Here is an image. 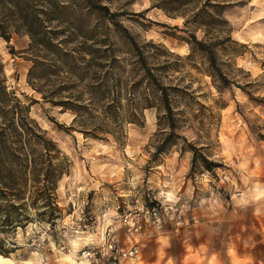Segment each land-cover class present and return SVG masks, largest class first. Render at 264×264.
<instances>
[{"label": "rangeland", "instance_id": "rangeland-1", "mask_svg": "<svg viewBox=\"0 0 264 264\" xmlns=\"http://www.w3.org/2000/svg\"><path fill=\"white\" fill-rule=\"evenodd\" d=\"M28 1L67 6L57 10L50 25L58 30L69 24L82 34L96 22L85 18L81 0ZM97 1L118 14L117 21L138 43L158 46L151 52L180 68L165 81L182 89L172 95L178 134L187 143L179 139L157 153L169 130L155 110L145 112L143 127L126 126L120 145L69 130L74 116L59 107L33 105L31 117L71 163L57 191L63 215L54 227L36 222L6 228L0 238L16 252L0 255L2 264H110L109 246L137 249L138 257L123 264H264V0H213L231 4L224 13L228 25H217L213 34L232 30L239 44L218 48L227 87L192 67L201 68V56L189 63L166 54L187 57L181 39L189 32L204 38L202 30L186 29L176 14L189 18L206 0L183 6L177 0ZM20 2L0 3L1 21L12 37L8 43L0 36V56L9 90L25 102L24 96L41 101L27 83L30 39L12 27L21 12L26 14ZM236 52L240 55L233 56ZM188 144L214 164L212 171L201 159L194 162ZM88 249L98 262L84 257Z\"/></svg>", "mask_w": 264, "mask_h": 264}, {"label": "trees", "instance_id": "trees-1", "mask_svg": "<svg viewBox=\"0 0 264 264\" xmlns=\"http://www.w3.org/2000/svg\"><path fill=\"white\" fill-rule=\"evenodd\" d=\"M21 1L18 4L26 14H17L12 27L17 34L30 39L26 53L32 66L27 83L41 101L24 96L25 102L9 90L0 56V233L6 228H24L36 222L54 227L63 215L57 191L71 163L31 117L35 104H50L61 108L63 113L73 114L68 129L87 139L108 141L112 138L120 145H124L126 139V126L143 127L145 112L155 110L160 125L164 124L169 130L157 153H165L168 147L179 143V139L187 143V139L178 134V113L172 95L182 89L165 81L169 72H179L180 68L169 60L162 61L161 53L151 52L153 47L159 51L158 46L138 43L117 21L118 14L97 0H81L85 18H96L82 34L69 24L64 30L50 26L57 21V10H65L67 6L47 1L41 4ZM192 1L177 0L176 3L183 6ZM230 5L227 1L214 4L213 0H206L189 18L178 12L176 16L184 19L186 29L202 30L204 38L199 40L196 32H189V38L181 39L189 48L185 58L166 52L189 63L201 56V68L192 67L202 70L213 83L217 79L222 87H227L230 79L217 60L218 48L239 44L233 40L232 30L225 36L215 37L213 29L220 24L228 25L224 13ZM62 35L66 38H61ZM0 36L10 43L11 33L1 18ZM11 53L15 55L13 49ZM121 55L127 58L121 59ZM188 145L194 162L201 159L204 168L212 171L214 164L198 154L196 147ZM15 252V248H8L0 238L1 256L9 258Z\"/></svg>", "mask_w": 264, "mask_h": 264}, {"label": "built area", "instance_id": "built-area-1", "mask_svg": "<svg viewBox=\"0 0 264 264\" xmlns=\"http://www.w3.org/2000/svg\"><path fill=\"white\" fill-rule=\"evenodd\" d=\"M152 217L158 220V213L156 211H152L151 213ZM110 251H112V254L109 258L110 264H123L124 261L127 260H135L138 256L137 249H118L115 250L112 246H109ZM83 255L86 259H94L95 262H98L96 258V253L92 251L91 249H88L83 252Z\"/></svg>", "mask_w": 264, "mask_h": 264}, {"label": "bare ground", "instance_id": "bare-ground-1", "mask_svg": "<svg viewBox=\"0 0 264 264\" xmlns=\"http://www.w3.org/2000/svg\"><path fill=\"white\" fill-rule=\"evenodd\" d=\"M3 260H5V259H3V258L0 256V263H2V262H3Z\"/></svg>", "mask_w": 264, "mask_h": 264}, {"label": "crops", "instance_id": "crops-1", "mask_svg": "<svg viewBox=\"0 0 264 264\" xmlns=\"http://www.w3.org/2000/svg\"><path fill=\"white\" fill-rule=\"evenodd\" d=\"M127 263H129V262H127ZM0 264H2V263H0Z\"/></svg>", "mask_w": 264, "mask_h": 264}]
</instances>
